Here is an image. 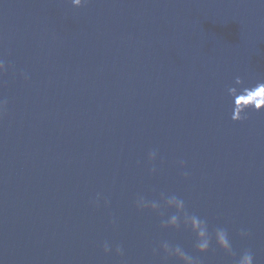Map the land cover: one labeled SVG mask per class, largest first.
Listing matches in <instances>:
<instances>
[{
    "label": "water",
    "instance_id": "1",
    "mask_svg": "<svg viewBox=\"0 0 264 264\" xmlns=\"http://www.w3.org/2000/svg\"><path fill=\"white\" fill-rule=\"evenodd\" d=\"M0 60V264H234L136 207L161 193L264 264V109L228 92L264 83V3L0 0Z\"/></svg>",
    "mask_w": 264,
    "mask_h": 264
},
{
    "label": "clouds",
    "instance_id": "2",
    "mask_svg": "<svg viewBox=\"0 0 264 264\" xmlns=\"http://www.w3.org/2000/svg\"><path fill=\"white\" fill-rule=\"evenodd\" d=\"M71 2L75 6H81L86 3V0H71ZM260 2L264 3V0H260ZM4 68V62L3 60H0V71L4 70ZM236 83L242 84L243 81L240 77H237ZM228 92L235 98V109L232 116V119L234 120L244 119L245 110L247 108L254 107L256 110L264 109V83H260L253 88H244L242 92L237 87L233 86L228 88ZM240 100L246 101L243 108L237 107ZM4 103L5 102L0 101V108L3 107ZM157 157L158 150L153 149L149 152L150 161H156ZM179 164L182 168L185 167V161L180 160ZM156 171L157 168L153 165L151 172L155 173ZM182 175L185 178H188L190 173L184 171ZM100 199V194H97L93 203L96 206H99ZM108 203L109 201L105 199V204L107 205ZM135 204L138 209H151L152 211L159 213L161 217L165 215V212L163 211L164 209H175L174 214L168 216L166 219H162L161 227L180 229L183 225L185 228H190L196 237L194 248L197 252H208L212 248L213 240H215V243L220 248L233 257L234 264H255V257L251 249H245L237 253L233 248L227 228L218 226L211 229L207 220L202 219L198 215L190 213L187 210L185 200L179 196L175 194L167 195L161 193L159 200H149L143 195H138ZM112 223H116L115 218H113ZM249 235L250 233L247 230L243 228L240 229V236L242 238ZM103 248L105 253H110L112 251V247L108 242L104 243ZM115 250L120 256L124 255V248L121 245H117ZM161 250L164 253L163 259L165 261L169 258H175L179 264H202V260L199 256L188 253L179 244L173 245L167 240L160 241L159 245L153 248V254L159 255Z\"/></svg>",
    "mask_w": 264,
    "mask_h": 264
}]
</instances>
